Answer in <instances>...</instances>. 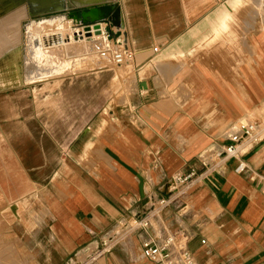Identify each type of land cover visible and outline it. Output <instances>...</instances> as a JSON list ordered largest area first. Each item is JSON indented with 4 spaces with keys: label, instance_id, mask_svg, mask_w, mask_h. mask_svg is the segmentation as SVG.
<instances>
[{
    "label": "crops",
    "instance_id": "crops-1",
    "mask_svg": "<svg viewBox=\"0 0 264 264\" xmlns=\"http://www.w3.org/2000/svg\"><path fill=\"white\" fill-rule=\"evenodd\" d=\"M116 3L111 42L132 54L123 105L99 114L93 95L35 98L31 85L52 80L51 93L61 74L94 70L46 64L42 50V64L27 62L28 28L24 64H0V262L154 264L141 245L162 234L194 264H264V140L189 188L173 181L201 173L199 158L264 110V0ZM176 193L178 206L135 226Z\"/></svg>",
    "mask_w": 264,
    "mask_h": 264
},
{
    "label": "rangeland",
    "instance_id": "rangeland-1",
    "mask_svg": "<svg viewBox=\"0 0 264 264\" xmlns=\"http://www.w3.org/2000/svg\"><path fill=\"white\" fill-rule=\"evenodd\" d=\"M116 2L117 0L109 5L107 4L102 7L95 6L77 10L68 9V4H56V6H59V9L70 10L67 12H62L65 15V18L59 21L56 18H49V15H45L47 12H49L48 10L54 8L52 7L54 3L50 4L47 0H36L31 5L27 0H0V64H24L23 57L21 56V52L24 53L22 33L23 29L30 26L31 21L32 23L31 27L29 28V32L34 36H37L39 39H42L41 36H44L43 38H45L46 36H51L53 34L59 36L63 35L64 39L67 40L66 36L68 34L78 33L81 29L91 26L94 27L95 30L100 29V32H98L99 36H96V38H94L95 42H92L88 39L85 41L86 45H77L73 43L74 41H66V44L69 47L72 45L70 48H81L88 45V50H86L85 52L83 51L82 53L76 55L74 52H69L64 49L62 52L59 51V53H57L58 50H52L53 47L51 48V46H49V48H42L41 50L44 53L45 57L43 61L52 60L56 62V64L57 62L58 64H73V62L78 61L81 58L87 59L88 57H92L91 60H88V65L91 66L90 69L94 71L84 74L79 73L75 77L71 76V74L68 72L61 74L60 78L63 80V82L60 84L58 89L53 90V92L51 93L48 92V88L52 86V80L31 85L29 86V88L31 89L30 91L37 99L42 96L47 97L48 95H51L52 98L57 99H59L58 96L62 94H67L68 96L81 94L88 97L89 95H93L97 97V111L99 114H103L105 110L113 109L118 105H123V100H126L130 92V83L132 82V69L128 67V64L117 66L112 63V54L115 51L120 50L116 46V44L111 42L113 37L111 35L112 31L109 24V19L111 17L109 7L114 5L116 6ZM89 10L90 12H88ZM82 12H85L88 15L92 14L93 16L90 15V17H98L99 19L92 20L86 16V18H88V21L87 23L83 24L80 19ZM19 13L22 14L18 16ZM37 21H39V24L36 25L35 22ZM105 33L107 41L105 47H103L101 51V55H105L106 61L99 62L98 57H96L95 53L98 51L97 46L103 45L102 43L105 39ZM96 40L99 41L96 42ZM92 47H94V49ZM33 51L34 50L30 51L31 57ZM44 87H47V90L44 91ZM71 104L73 105V102H71ZM75 104L78 105L76 102ZM62 105L63 103L56 100L54 104H50V108L57 109L61 108ZM66 109L68 108L66 107ZM0 264L8 263L3 260L0 262Z\"/></svg>",
    "mask_w": 264,
    "mask_h": 264
},
{
    "label": "built area",
    "instance_id": "built-area-1",
    "mask_svg": "<svg viewBox=\"0 0 264 264\" xmlns=\"http://www.w3.org/2000/svg\"><path fill=\"white\" fill-rule=\"evenodd\" d=\"M153 53L158 52V48L152 49ZM132 60L131 52L126 50L117 51L112 54V62L119 66ZM264 140V110L259 111L254 115L247 116L243 121L238 123L237 131L227 137L228 145L221 152L210 156L200 157L199 163L202 167V172L197 173L191 171L186 176H179L173 181L183 189L189 188L196 184L204 177L211 169L222 162L229 159L238 158L239 152L243 148H248L253 144ZM242 148V149H241ZM264 157V156H263ZM245 170V165L239 162L235 173L240 174ZM180 193L172 194L167 198L157 200L156 206L145 218L136 223V227L146 228L149 224V217L156 218L157 215L170 205L179 204ZM142 256L154 264H194L192 255L186 250L183 244H180L176 249L172 247V240L168 236L158 234L154 241L145 242L141 245Z\"/></svg>",
    "mask_w": 264,
    "mask_h": 264
},
{
    "label": "bare ground",
    "instance_id": "bare-ground-1",
    "mask_svg": "<svg viewBox=\"0 0 264 264\" xmlns=\"http://www.w3.org/2000/svg\"><path fill=\"white\" fill-rule=\"evenodd\" d=\"M28 1V3L31 5V4H33V2L34 1H36V0H27ZM38 1H42V0H38ZM50 4H52V3H54L53 4V6L52 7H54L53 9H51V10H48L49 12H47L45 15H49V18H56V19H58L59 21L60 20H62V19H64L65 18V15L62 13V12H67V11H70V10H68V9H73V10H77V9H85V8H90V7H95V6H100V7H102V6H104V5H109V4H111V3H113V2H115L116 0H47ZM1 4V3H0ZM23 4V3H22ZM49 4V5H50ZM56 4H59V5H61V4H68L67 5V7H68V9L67 10H62V9H59V6H56ZM16 5V4H15ZM49 5H46V6H49ZM66 5H65V7H66ZM22 6V5H21ZM6 7V6H5ZM23 8V7H22ZM46 8H48V7H46ZM88 12H90V10L88 11ZM93 12V11H92ZM60 13H62V14H60ZM20 14H22V13H19L18 14V16L20 15ZM0 15H1V9H0ZM24 15V14H23ZM90 15H92V14H90ZM90 15H88L87 13H85V12H82V15H81V22H83V24H85V23H87V19L89 18V19H92L93 17H90ZM17 16V17H18ZM86 16L88 17V18H86ZM93 16V15H92ZM26 17V16H25ZM15 18H16V16H15ZM28 18V17H27ZM97 19H98V17H96ZM12 19V18H11ZM20 19H23V18H20ZM66 20V19H65ZM10 21V20H9ZM43 21V20H42ZM39 21H37V22H35V24L37 25V24H39L38 23ZM93 22V21H92ZM95 22V21H94ZM5 23V22H4ZM31 23H32V21L30 22V26L28 27V29H27V33H28V35L27 36H25L24 37V40L25 41H28V46H27V48H26V53H27V57H26V61L27 62H29L30 61V59H32V62L33 63H31V64H42V52H41V48H42V46H44V48L45 47H49V46H51V48H52V50H58L57 51V53H59V51L60 52H62L64 49L65 50H67V51H71V52H74L76 55L77 54H80V53H82L83 51L85 52L86 50H88L87 48H88V45L87 46H85V47H76V48H70L67 44H66V41H65V39H64V37H63V35L61 36H59V35H51V36H46L45 38H43L44 36H41L42 37V39L40 40L37 36H34L33 34H31L30 32H29V28L31 27ZM52 23V22H51ZM48 24V23H47ZM1 25V24H0ZM5 26V25H4ZM59 26V25H58ZM98 32H100V29H98V30H95L94 29V27H91V26H89V27H85V28H83V29H81L80 30V32H78V33H74L73 34V40H74V44H79V45H86L85 43V41L86 40H90V41H94L95 39L94 38H96V36H99V33ZM57 34V33H56ZM90 35V36H89ZM2 36V35H1ZM55 38V39H54ZM100 39V38H99ZM79 40V41H78ZM89 41V42H90ZM99 41V40H98ZM97 40H96V42H98ZM95 42V41H94ZM88 43V42H87ZM91 44V43H90ZM97 44V43H96ZM103 44V43H102ZM54 45H56V46H54ZM101 45V44H100ZM96 46V45H95ZM94 46V47H95ZM12 47V46H11ZM94 47H92L93 49H94ZM98 48H99V46H97ZM96 47V48H97ZM97 48V49H98ZM31 50H34L33 52H32V57H31V54H30V51ZM89 52H91V51H89ZM87 53V52H86ZM9 56V55H8ZM65 56V55H64ZM89 58V57H88ZM87 58V59H88ZM102 58V57H101ZM77 59H79V58H77ZM100 59V58H99ZM86 59L85 58H81V59H79L78 61H75V62H73V64L75 65V64H88V60L87 61H85ZM104 60H106V59H104ZM45 62H47L46 64H56V62H54V61H52V60H46ZM45 62H44V64H45ZM100 62V61H99ZM69 63V62H68ZM71 63V62H70ZM57 64H58V62H57ZM69 65V64H68ZM76 66V65H75ZM78 66H81V65H77V67ZM85 66V65H84ZM77 67H76V69H77ZM83 67V66H82ZM80 68V67H79ZM91 68V67H90ZM75 69V70H76ZM83 69V68H82ZM73 70V69H72ZM79 70V69H78ZM81 70V69H80ZM88 70H90V69H87V71ZM84 71H86V69L84 70ZM83 71V72H84ZM81 73H82V71H80ZM72 75V74H71Z\"/></svg>",
    "mask_w": 264,
    "mask_h": 264
},
{
    "label": "water",
    "instance_id": "water-1",
    "mask_svg": "<svg viewBox=\"0 0 264 264\" xmlns=\"http://www.w3.org/2000/svg\"><path fill=\"white\" fill-rule=\"evenodd\" d=\"M109 9H110V12H111V16L112 17H115L116 16V7H114V6H111V7H109ZM115 11V12H114ZM96 28V27H95Z\"/></svg>",
    "mask_w": 264,
    "mask_h": 264
}]
</instances>
